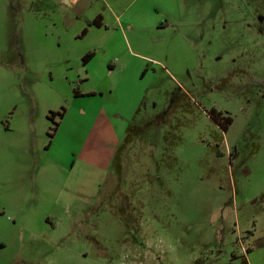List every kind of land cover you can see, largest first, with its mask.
Returning a JSON list of instances; mask_svg holds the SVG:
<instances>
[{"label": "rangeland", "instance_id": "obj_1", "mask_svg": "<svg viewBox=\"0 0 264 264\" xmlns=\"http://www.w3.org/2000/svg\"><path fill=\"white\" fill-rule=\"evenodd\" d=\"M0 264H264V0H0Z\"/></svg>", "mask_w": 264, "mask_h": 264}, {"label": "trees", "instance_id": "obj_2", "mask_svg": "<svg viewBox=\"0 0 264 264\" xmlns=\"http://www.w3.org/2000/svg\"><path fill=\"white\" fill-rule=\"evenodd\" d=\"M101 17L99 16L96 20H95V23L97 25H101ZM94 55L93 52H90L88 53L86 56H85V60L88 61L90 58H92ZM208 114L209 116L212 118L213 121H215L219 126L220 128L223 130V131H226L228 130L229 128V125L232 123L233 121V118L232 116L230 115H226L224 114L223 111L221 110H218L217 108L213 107L211 108L209 111H208ZM57 115H60L61 117L64 116V110L63 111H50V113L48 114V118L51 119V120H55V117ZM160 122L163 120L162 118H159ZM158 122V121H156ZM159 123V122H158ZM59 124V122H55V126L57 127ZM55 127V129H56ZM54 132L53 133H50V136H53ZM119 161V160H118ZM248 261L245 260V263H247Z\"/></svg>", "mask_w": 264, "mask_h": 264}, {"label": "water", "instance_id": "obj_3", "mask_svg": "<svg viewBox=\"0 0 264 264\" xmlns=\"http://www.w3.org/2000/svg\"><path fill=\"white\" fill-rule=\"evenodd\" d=\"M67 1H70V0H67Z\"/></svg>", "mask_w": 264, "mask_h": 264}]
</instances>
